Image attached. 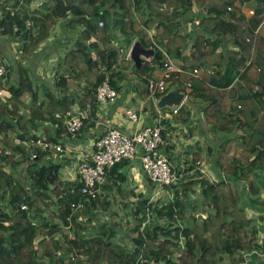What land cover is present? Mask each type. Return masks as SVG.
<instances>
[{
    "label": "trees",
    "instance_id": "trees-1",
    "mask_svg": "<svg viewBox=\"0 0 264 264\" xmlns=\"http://www.w3.org/2000/svg\"><path fill=\"white\" fill-rule=\"evenodd\" d=\"M29 2L0 0V37L17 40L23 57L35 53L59 20L70 16L69 23L83 26L75 48L65 56L74 65L66 75L75 78L60 77L57 88L84 81L83 89L93 99L105 79L121 91L130 69L136 73L139 98L148 107L152 101L147 80L153 69L146 63L137 69L126 52L134 40L146 47L158 42L183 69L170 77L168 87L178 84L185 91L191 80L188 96L207 102L203 111L209 130L241 133L215 148L217 167L227 178H181L169 185L171 197L155 202L140 198L136 205L123 207L125 219L112 221L123 214L118 213L122 207H113L99 192L94 198L82 195L78 179L63 181L57 153L55 160L53 150L27 148L20 142L26 135L40 136L34 131L44 122L56 127L57 137L66 132L63 121L72 96L49 88L39 94L25 72L22 77L23 69L16 82L7 71L5 80L0 78V88L5 85L9 93L0 97V264H244L264 254L261 229L244 209V197L258 192L256 181L264 169V32L257 31L264 20V0L256 1L252 17L238 16L235 23L222 17L233 0H196L197 11L185 0H51L38 16ZM195 20L198 29L193 34L187 26ZM155 24L157 40L152 41L147 33ZM209 28L214 37L204 34ZM112 32L119 37L117 44ZM189 38L190 55L181 51ZM223 41L229 46L226 56L217 51ZM156 51L159 58L152 61L162 64L164 53ZM121 59L126 65H120ZM196 66L219 82L211 85L193 77ZM235 77L232 102L224 90ZM186 107L182 104L173 118L187 120ZM42 127L48 140L58 141L49 126ZM31 151L36 158H30ZM197 213L205 217L199 219Z\"/></svg>",
    "mask_w": 264,
    "mask_h": 264
},
{
    "label": "crops",
    "instance_id": "crops-1",
    "mask_svg": "<svg viewBox=\"0 0 264 264\" xmlns=\"http://www.w3.org/2000/svg\"><path fill=\"white\" fill-rule=\"evenodd\" d=\"M47 1L48 0H30L28 7L31 11L35 10L34 12L38 16L39 12H42L45 9ZM250 3H252L250 0H233L232 3H228V6L233 8L232 12H227L226 8H224L225 10L223 9L224 14L222 17L227 20L232 14L237 17L240 16L244 19H248L253 16L248 13ZM25 4H27V2ZM190 4L192 10L197 11L196 0L191 1ZM26 10L29 11L28 8ZM69 21L70 16L64 18L63 20H59L51 30L49 38L39 44L35 53L29 57H23V55L19 52V42H17V40L9 39L7 42L9 59L3 58L5 56L0 54V61H3L4 63L5 59L9 61V63L5 64L7 71H10L11 73L12 82H16L19 78H21L20 69H23L22 77H25L23 75L25 72L26 76L32 79L33 86L36 85L38 87L39 94H42L47 88H49L54 92H58V94L71 95L74 102L69 113L77 114L81 112L82 115L85 116L84 127L78 135H71L67 132H62L59 133L60 136L57 137L56 127L50 125L49 122H44L42 124V126H49L52 135L58 138H56L58 140L57 142H63V147H65L67 151H70L66 152L64 156L57 159L62 165L61 174L64 182L78 179L76 167L82 158L78 154V151L80 149L88 148L92 139L103 135L110 128H117L124 133L130 134L135 130H139L140 128L153 124L161 127L162 149L161 147L160 149L168 159L173 171L181 174L180 179L182 178V181L185 179L187 182L191 180L199 182L203 178V175H206L210 181L219 179L220 177L227 178L217 167V152H215V148H218V144L227 139V137L234 138V136L238 133L240 134L241 132L237 129H228L227 133H224V131L209 130V125L205 123L203 111L207 102L200 100L199 98L192 99L190 95L188 96L187 94V96L182 100V104H187L186 111L189 112V118L187 120H183L182 117L174 119V113L171 112L172 108L165 107L157 109L156 105H153V103L152 105L149 104L148 107L144 105L145 100L139 98L140 91L136 88L137 85H135L137 81L136 73L130 69L125 73L126 79L121 83L122 89L118 92V96L115 100L102 105L93 104L89 109L86 108L85 104L91 100L92 97L87 96V92L83 89L85 84L84 81H82L81 85L78 86H76L77 82L75 81L73 82L75 84L74 87H69L65 90L60 87L57 88V83L59 82L60 77L68 78L71 81L75 78L74 76L68 77L66 75V72H69L71 67L74 65L70 64L71 60L66 61L65 56L71 49L75 48L83 26L81 23L75 24L74 22L72 24L69 23ZM197 22L198 20H195L194 24H188V32L193 34L195 33L194 31L198 29L195 26ZM155 27L156 24L153 25L147 33L149 39L152 41L157 40V30ZM257 31L260 33L264 32V20L257 27ZM204 34L211 35V37L215 36L214 33H211L210 28L205 29ZM111 35L114 36V43L117 44L116 40H119L118 35L113 32ZM169 36L170 34L168 37ZM163 39L165 42L166 38L164 37ZM189 39L188 46L186 45V48L181 49L182 53L188 55L192 52V38ZM93 40L96 41L95 39H92V41ZM90 41L91 40L88 42ZM131 46L128 48L126 54L130 53ZM148 47H153L155 51L156 48L160 49L161 52L164 53V59L168 58L166 52L163 51L164 49L160 44H158V42L155 43V46ZM228 47L226 45V41H223L222 46L218 47L217 51L222 50L226 56ZM120 48L122 51H125L123 45H121ZM153 59L155 58L145 59L143 63H146L153 69L151 74L152 77H159L162 72V64L153 62ZM169 59L174 62L177 61L176 59ZM120 65H126L123 59L120 60ZM79 67L82 68V65H79ZM151 75L148 77H151ZM201 77L206 83L211 85L216 84L220 80L217 77L214 78L213 76L208 75L204 76L203 70L198 78ZM236 80L237 78L235 77L225 86L224 90L227 92V95H229L232 102L234 100L233 96L235 93L233 89L235 87ZM190 91L191 90H189V92ZM152 108L156 110V113L153 112ZM127 109L135 110L138 115V120L136 122L131 121V119L126 115ZM42 126L37 129V135H45V131ZM208 146L212 147V153L210 154L207 153ZM141 153V149L137 148L134 157L116 163L110 169L102 184L99 185V194L104 198H110L112 200L111 204L113 207L128 206L129 208L132 205H136L137 203L135 202H138L140 198L143 197L150 199L151 201L156 199L158 200L166 196L171 197L172 194L169 186L166 190L161 191L156 189V186L149 180L147 174L141 167ZM263 172L264 169L261 170L260 177L256 181L258 189L255 191L258 192L253 194L248 193L246 197L247 199L244 197V200H246L244 209L247 215L253 219L254 224L261 229L260 237H263L264 240ZM15 173L17 174L18 172L15 171ZM187 176L189 177V180H187ZM198 191L199 187L196 189V192ZM120 212L124 213L121 209L118 213L120 214ZM198 214H201L202 218L205 217V214L203 213H197V215ZM117 220H119V215L112 218V221ZM124 242L127 246H129L128 248H131V244L128 243L127 238H125ZM124 242L122 241L123 244ZM261 244H263V242H261ZM244 264H264V254H259V256L257 255L256 257L251 256L246 259Z\"/></svg>",
    "mask_w": 264,
    "mask_h": 264
},
{
    "label": "built area",
    "instance_id": "built-area-1",
    "mask_svg": "<svg viewBox=\"0 0 264 264\" xmlns=\"http://www.w3.org/2000/svg\"><path fill=\"white\" fill-rule=\"evenodd\" d=\"M248 13L254 15L255 4L257 0H250ZM233 8L228 6L227 12H232ZM237 16L228 17V21L235 23ZM102 25V22H99ZM129 54H127V57ZM183 69L174 61L166 58L162 63V72L159 77H151L147 80L148 90L150 91V99L155 105L158 97L155 93H165L169 87L167 81L173 74L182 72ZM7 72L6 64L0 61V78ZM202 72V68L195 67L191 71V75L198 78ZM192 88V81L189 80L185 88V97ZM258 89V88H256ZM9 93L4 88H0V97H8ZM118 92L110 86L105 79L95 89V97L89 100L85 106L91 108L93 104L102 105L115 100ZM184 97V98H185ZM182 102L171 109L172 113H176ZM240 108V105H237ZM126 115L131 121L136 122L138 115L133 109H127ZM84 118L81 112L77 114H68L64 119V128L71 135H78L84 127ZM21 144L27 148H40L42 150H53L57 153V158L65 155L67 149L60 142H52L43 135L35 136L34 138L28 135L20 140ZM162 144L161 127L159 125H148L139 130H135L130 134L124 133L117 128L108 129L103 135L96 137L90 141V146L85 149H80L78 154L82 157L78 162L76 170L78 181L81 183L80 193L84 196L94 198L99 192V185L102 184L110 169L122 160L131 159L135 156L137 148H140L141 167L147 174L149 180L155 186H169L179 181L181 174L173 171L166 156L162 153L160 145ZM37 155L31 151L30 158H36ZM75 207V203L71 204ZM21 205V208H25ZM264 249V241L262 244ZM257 251H252V253ZM246 256L249 254H245Z\"/></svg>",
    "mask_w": 264,
    "mask_h": 264
},
{
    "label": "water",
    "instance_id": "water-1",
    "mask_svg": "<svg viewBox=\"0 0 264 264\" xmlns=\"http://www.w3.org/2000/svg\"><path fill=\"white\" fill-rule=\"evenodd\" d=\"M129 56L137 69L140 67L141 63L145 61V59L159 58L158 53L155 51L153 47L146 48L142 46L137 40L132 43ZM184 97H185V92L179 87L178 84H173L169 87V89L165 93L161 94L157 98L155 105L157 109H162L165 107L166 108L177 107L182 102ZM263 153H264V149H263ZM198 218L201 219L202 215L198 214Z\"/></svg>",
    "mask_w": 264,
    "mask_h": 264
},
{
    "label": "rangeland",
    "instance_id": "rangeland-1",
    "mask_svg": "<svg viewBox=\"0 0 264 264\" xmlns=\"http://www.w3.org/2000/svg\"><path fill=\"white\" fill-rule=\"evenodd\" d=\"M185 1H186L187 4H190L191 1H194V0H185ZM51 3H52L51 0H48L47 3H46V6H45V7H48V5H50ZM41 9H42V8H41ZM28 24H29V23H28ZM87 41H89V40H87ZM7 42H8V37H7V36L3 35V36L0 37V54H2L3 56H5V58H8V59H9V52H8V44H7ZM3 88H4L5 90H7L5 85L3 86ZM56 97H58V96L56 95ZM183 104H185V103H183ZM71 106H72V105H71ZM70 111H71V107H70L69 112H70ZM69 114H71V113H69ZM34 133H38V132L34 131ZM42 135H43V134H42ZM43 136L46 138L45 135H43ZM53 158H54L55 160L57 159L55 153L53 154ZM262 175H264V172H263ZM244 188H245V186H244ZM156 189L161 190V191H164V190L167 189V187H166L165 185H163V186H156ZM158 190H157V191H158ZM170 191H171V189H170ZM197 196H198V195H197ZM147 200L151 202L150 199H147ZM152 202H155V200L152 201ZM120 209L123 210V211H125V209H124L123 207L120 208ZM120 217H121V218H120ZM197 217H198V215H197ZM119 219H125V214H124V213H123V214H120V215H119ZM71 235L74 236L73 234H71Z\"/></svg>",
    "mask_w": 264,
    "mask_h": 264
},
{
    "label": "clouds",
    "instance_id": "clouds-1",
    "mask_svg": "<svg viewBox=\"0 0 264 264\" xmlns=\"http://www.w3.org/2000/svg\"><path fill=\"white\" fill-rule=\"evenodd\" d=\"M100 26H101V25H100ZM128 57L130 58V56H128ZM128 57H127V58H128Z\"/></svg>",
    "mask_w": 264,
    "mask_h": 264
}]
</instances>
